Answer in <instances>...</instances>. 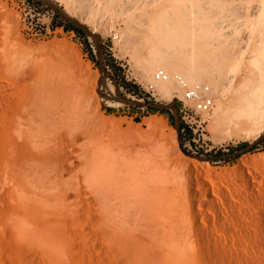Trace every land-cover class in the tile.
<instances>
[{
  "label": "bare ground",
  "instance_id": "1",
  "mask_svg": "<svg viewBox=\"0 0 264 264\" xmlns=\"http://www.w3.org/2000/svg\"><path fill=\"white\" fill-rule=\"evenodd\" d=\"M77 2L84 8L78 9L83 18L90 15L102 31L112 27L115 14L128 21L141 11L142 37L149 49L141 72L161 98L169 102L179 92L172 78L178 73L189 82H207L217 93L212 120L226 118L247 132L263 128L264 0ZM203 27L216 37L234 28L232 40L219 41L226 42L223 57L230 62L225 73L221 66L206 63L199 47ZM182 28L192 30L189 48H180L189 39L180 34ZM132 31L127 25L121 42ZM30 60L21 57L11 36L0 29V210L6 230L65 243L58 227L71 192L88 191L95 210L94 248L102 264H222L221 258L230 257L227 252L238 257L240 238L251 245L249 256L250 251L256 255L255 263L264 264V211L255 219L252 215L253 227L243 233H188L199 227L190 214L197 196L191 180L179 183V176L170 173L173 164L164 159L165 148L154 141H139L136 147V142L128 145L109 135L93 136L94 125L104 120ZM156 68L164 69L169 79L154 81ZM114 120L110 124L121 122ZM252 259L245 258L247 263Z\"/></svg>",
  "mask_w": 264,
  "mask_h": 264
},
{
  "label": "rangeland",
  "instance_id": "2",
  "mask_svg": "<svg viewBox=\"0 0 264 264\" xmlns=\"http://www.w3.org/2000/svg\"><path fill=\"white\" fill-rule=\"evenodd\" d=\"M34 1H40L42 5L27 0H0V29L11 36L23 59L30 58L37 71H45L69 97L90 110L95 118L104 120L103 123L98 120L94 125L93 136L109 135L108 138H118L128 145L136 142V147L139 141H154L165 148L164 159L167 157L173 164L169 167L170 173L175 179L179 176V183L191 180L192 193L197 196L190 214L199 227L188 230V233H243L246 227L252 228V215L255 219V214L264 211V126L259 131L256 129L257 132L241 131L226 118L212 120V109L204 117L202 128L193 127L182 135L173 103L174 93L168 102L161 98L155 87L148 92L151 83L141 72V63L149 49L142 37L144 25L140 10L133 12V18L128 21L122 13L115 14L112 27L102 31L92 24L90 15L83 18L85 13L84 8L79 9L80 1ZM75 2L80 3L79 6ZM55 13L81 28L88 46L73 31H65L62 27L51 29ZM127 25L132 26L133 31L126 42H121ZM191 32L189 28L180 29V34L187 38ZM199 32L202 37L199 47L207 56L206 63L221 66L225 73L230 62L228 64L223 57L224 45L227 39L236 36L234 28L229 29L230 35L223 30L226 36L223 33L217 37L211 35L204 27ZM224 40L226 42L219 44ZM187 42L180 43V48L191 47L193 41L189 38ZM107 57L113 65L121 68L120 77L138 86L137 94L123 88L111 75L113 68L107 63ZM232 71L238 69L234 67ZM214 93L217 102V93ZM150 107L168 109L173 124L165 114L152 112ZM111 118L120 120V126L118 121L117 126L110 124ZM147 119L150 121L146 122ZM231 132H234L233 136ZM241 142H247V147L229 152V147ZM220 150L222 154H219ZM185 174L190 179H186ZM87 193L71 192L66 217L58 227L60 236L66 237L65 243L9 232L1 221L4 211L0 210V264H102L94 248V203L92 195ZM240 241L242 244L239 243L240 248H237L239 258L235 253L236 258L242 260L247 255L255 260L247 263L248 257L245 256L246 260L244 258L241 262L236 260L234 253L227 252L229 258L231 253L235 259L227 260L223 256L222 264H257L249 242L243 238ZM249 250L252 256H249Z\"/></svg>",
  "mask_w": 264,
  "mask_h": 264
},
{
  "label": "built area",
  "instance_id": "3",
  "mask_svg": "<svg viewBox=\"0 0 264 264\" xmlns=\"http://www.w3.org/2000/svg\"><path fill=\"white\" fill-rule=\"evenodd\" d=\"M179 92L174 94L173 100L177 117L180 119L179 131L182 135L185 131L196 127L202 128L204 117L208 116L215 106V94L211 87L203 81L189 82L182 75H173ZM169 75L162 68L154 70L153 80H168ZM153 84L148 85V92L153 91Z\"/></svg>",
  "mask_w": 264,
  "mask_h": 264
},
{
  "label": "trees",
  "instance_id": "4",
  "mask_svg": "<svg viewBox=\"0 0 264 264\" xmlns=\"http://www.w3.org/2000/svg\"><path fill=\"white\" fill-rule=\"evenodd\" d=\"M27 1L32 3V4H34V5H39V6L42 5V3L40 1H34V0H27ZM55 27H62L65 31H73L78 36H81L83 38V43L88 46L87 38L85 37L84 32L82 31V29L79 28L78 26L70 23V22H67L58 13H55L52 16V21L50 23V28L51 29H54ZM107 63L111 64L110 66L113 68V71L111 72V75L115 76L118 79V83L123 88L129 89V92H131L132 94H137L139 92L138 86L136 84L129 83V82L125 81L122 77H120L119 72H120L121 68L119 66H117V65L116 66L113 65L111 63V60L108 57H107ZM150 110L152 112H160L162 114H165L167 117L170 118L171 124H173L172 113L168 109H159V108L150 107ZM187 131L189 132V130H187ZM247 145H248L247 142L238 143L235 146L229 147V152L233 153V152L242 150L245 147H247ZM221 152L222 151L220 150L219 154H222ZM229 158H231V157H229Z\"/></svg>",
  "mask_w": 264,
  "mask_h": 264
}]
</instances>
